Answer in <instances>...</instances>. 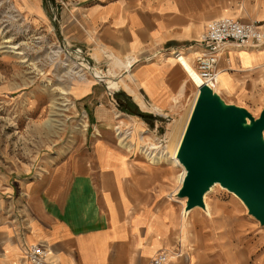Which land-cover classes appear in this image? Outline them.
Segmentation results:
<instances>
[{
  "label": "crops",
  "instance_id": "1",
  "mask_svg": "<svg viewBox=\"0 0 264 264\" xmlns=\"http://www.w3.org/2000/svg\"><path fill=\"white\" fill-rule=\"evenodd\" d=\"M33 1L41 7L42 0ZM81 2L61 13L66 42L87 48L96 60H108L105 52L123 60L136 56L145 81L142 85L135 75L138 90L144 102L158 104L161 112L176 107L173 104L189 87L186 72L167 50L201 52L199 36L210 21L224 16L258 19L264 28V0ZM238 9L244 11L243 18L237 16ZM218 69L223 99L230 97L227 103L260 114L264 43L247 49L227 46ZM76 93L91 99L90 117L96 123L113 120V94L96 84L76 88ZM98 144L99 180L78 160L71 174L33 188L24 218L0 207V264H32L26 255L31 244L48 249L44 264H151L160 252L167 254V264H264L257 225L240 210L223 202L208 204L210 210L195 207L184 212L181 202L168 197L170 189L162 187L161 176L136 173L126 157L115 164L106 157L114 155L113 147Z\"/></svg>",
  "mask_w": 264,
  "mask_h": 264
},
{
  "label": "rangeland",
  "instance_id": "2",
  "mask_svg": "<svg viewBox=\"0 0 264 264\" xmlns=\"http://www.w3.org/2000/svg\"><path fill=\"white\" fill-rule=\"evenodd\" d=\"M79 1L42 0L39 3L42 13L41 7L37 8L33 0H0L2 212H13L24 218L22 211L30 209L28 202L33 188L43 186L54 176L65 172L71 174L76 170L78 160L85 161V168L99 180L101 172L96 149H101L97 147L101 141L113 147L114 155L109 152L106 157L113 158L115 164L128 158L135 165L136 173L161 176L162 187L170 189L168 197L181 202L183 211L189 212L184 207L186 198L177 195L184 170L170 161L167 154L159 162L153 163L146 151L156 155L167 151L173 121L188 111L195 97L196 86L189 80L186 94L173 104L176 107L166 111L152 110V106L159 107L156 103L149 105L145 102L146 107L142 106L131 91L141 95L138 85H144L145 82L143 73L138 72L140 59L135 66L126 70L115 66L109 59L96 60L87 48L80 47L83 53L78 54L75 48L79 46L66 42L61 27V13L70 12L73 5L80 4ZM90 1L82 0L81 3ZM236 14L244 17L242 10L238 9ZM201 35L198 43L202 46ZM1 45H17V48H2ZM167 51L172 56V52H185V49ZM75 56H80V59L83 57L81 60L89 63L94 70L104 73L112 70L116 77L126 83L127 87L121 86L119 91L113 90V96L110 95V98H114L115 107V116L110 123L100 124L92 120L91 99H82L81 94L76 93V88L96 84L110 94L104 80L91 72L78 71L80 67H75ZM146 59L151 60L150 57ZM135 75L141 77L140 83ZM221 93L224 98L225 95ZM254 112L252 114L258 117L259 110ZM82 122L87 125L82 126ZM120 136L131 144L130 149L119 144ZM38 181L41 184L38 185ZM223 202L233 205L257 225L260 245H264V225L249 214L239 198L216 183L205 194L206 208L210 210L209 205L213 207Z\"/></svg>",
  "mask_w": 264,
  "mask_h": 264
},
{
  "label": "water",
  "instance_id": "3",
  "mask_svg": "<svg viewBox=\"0 0 264 264\" xmlns=\"http://www.w3.org/2000/svg\"><path fill=\"white\" fill-rule=\"evenodd\" d=\"M199 91L178 153L186 173L177 195L186 210L205 208L219 183L264 225V107L255 117L205 84Z\"/></svg>",
  "mask_w": 264,
  "mask_h": 264
},
{
  "label": "built area",
  "instance_id": "4",
  "mask_svg": "<svg viewBox=\"0 0 264 264\" xmlns=\"http://www.w3.org/2000/svg\"><path fill=\"white\" fill-rule=\"evenodd\" d=\"M202 50L195 58L194 67L203 84L214 90L218 83V64L227 46L237 49L257 48L264 43V28L260 20L242 21L228 16L210 21L201 35ZM67 43H65L66 45ZM76 53L82 54L80 47ZM32 264H44L49 251L40 244H31L26 251ZM168 256L160 252L151 260V264H167Z\"/></svg>",
  "mask_w": 264,
  "mask_h": 264
},
{
  "label": "bare ground",
  "instance_id": "5",
  "mask_svg": "<svg viewBox=\"0 0 264 264\" xmlns=\"http://www.w3.org/2000/svg\"><path fill=\"white\" fill-rule=\"evenodd\" d=\"M8 40H10V39H8ZM1 47L2 48H6L7 47V48L15 49V48H17V45H1ZM191 52L174 51V52L171 53L172 56H170L171 57L170 59L172 61H175V62L179 63L182 66V68L186 72V75H187L188 79L196 86L195 97L193 98L188 111L186 113H184L183 115H181L180 118H177V119H175L173 121L172 131H171V133L169 135V144L167 145L168 146L167 151L165 153H160V155H156L153 152L151 153V152H147L146 151L148 158L153 163L154 162H159L161 157L163 158V156H165L167 154L169 156L170 161H172L175 165L180 166L184 170L183 171V175L181 176V181H183V178L185 176L186 170H185V167L183 166V164L178 159V153H179L180 145H181V142H182V139H183V135L185 133V130L187 128V125H188L189 119L191 117L193 108H194L195 103L197 101V98L199 96V92H200L199 91V87L201 85H203V81L199 77V75H198V73H197V71H196V69L194 67V59H193V58H195V56H198L200 54V52H198V53H196V52L191 53ZM19 53H22V52L19 51ZM104 56L107 57L108 59H110L115 66L124 67L126 70L131 68V67H133V66H135L136 62L139 61L136 56L126 57V59H124V60L120 59L119 57L114 56L111 53H106L105 52ZM75 58H77V63H75L73 61L74 60L73 58H72L73 59L72 61L74 62L76 68L80 67L78 71L91 72L92 74H94L95 77H98V78H101L102 80H104V84L106 85V88L110 92V94H112L113 90L114 91H119L121 86H124V88L127 87V85L123 81V79L116 77L115 76L116 74L112 70L109 69L108 73H104L101 70H94V68L89 63H87L85 60H81L83 57L80 59V56H75ZM64 65H65V63H64ZM221 77H222V70H219V72H218V83L214 87V91L217 92V93L222 92V89H224L222 87L224 84H223V80L221 79ZM219 87H221L222 89L219 88ZM131 91L134 94L135 99L138 100L142 106L146 107V104L143 101L142 96L138 92H134L133 90H131ZM151 108H152V110H155V111H157V110L160 111L161 110V108L157 107V106H154V107L152 106ZM82 123H83L82 126H86L87 125L86 122H82ZM42 128H44V127H42ZM43 130H46V129L44 128ZM41 134H42V131H41ZM119 144L122 145L123 147L127 148V149H130L129 146H131V144H128L125 141V137H121V136H120ZM213 186L210 188V190L213 188ZM231 193L235 197L239 198L235 193H233V192H231ZM239 200H241V199L239 198Z\"/></svg>",
  "mask_w": 264,
  "mask_h": 264
}]
</instances>
